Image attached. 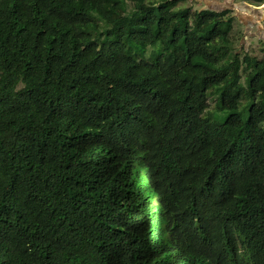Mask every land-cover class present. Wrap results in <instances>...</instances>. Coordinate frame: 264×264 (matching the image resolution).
I'll list each match as a JSON object with an SVG mask.
<instances>
[{
    "label": "trees",
    "instance_id": "obj_1",
    "mask_svg": "<svg viewBox=\"0 0 264 264\" xmlns=\"http://www.w3.org/2000/svg\"><path fill=\"white\" fill-rule=\"evenodd\" d=\"M180 1L0 0V264H264V54Z\"/></svg>",
    "mask_w": 264,
    "mask_h": 264
},
{
    "label": "rangeland",
    "instance_id": "obj_2",
    "mask_svg": "<svg viewBox=\"0 0 264 264\" xmlns=\"http://www.w3.org/2000/svg\"><path fill=\"white\" fill-rule=\"evenodd\" d=\"M157 2L160 0H149ZM238 3H248L252 6L249 10L237 7ZM180 7L189 6L193 9L215 8L230 10L235 17L230 33L233 51L260 58L264 54V4L253 5L248 0H183L178 3ZM154 48L158 49L156 45ZM152 47H147L145 56L152 52ZM248 72L247 64L242 63L240 67V85H244V77ZM212 100H209V108L212 109ZM217 112L212 109V113Z\"/></svg>",
    "mask_w": 264,
    "mask_h": 264
},
{
    "label": "water",
    "instance_id": "obj_3",
    "mask_svg": "<svg viewBox=\"0 0 264 264\" xmlns=\"http://www.w3.org/2000/svg\"><path fill=\"white\" fill-rule=\"evenodd\" d=\"M237 7L243 10H249L252 6L248 3H238Z\"/></svg>",
    "mask_w": 264,
    "mask_h": 264
}]
</instances>
